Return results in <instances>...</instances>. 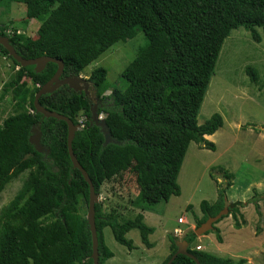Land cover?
Wrapping results in <instances>:
<instances>
[{
  "label": "trees",
  "instance_id": "1",
  "mask_svg": "<svg viewBox=\"0 0 264 264\" xmlns=\"http://www.w3.org/2000/svg\"><path fill=\"white\" fill-rule=\"evenodd\" d=\"M3 1L23 4V24L35 20L40 26L35 39L16 30L9 36L6 25L0 26V36L7 38L23 59L49 57L62 61L61 79L79 76L112 46L143 33L146 43L120 73L122 88L104 95L109 90L107 72L97 68L87 80L91 84L89 95L59 86L41 96L38 103L75 125V109L86 113L84 127L75 132L72 151L96 197L102 184L126 172L134 176L137 189L131 205L141 212L179 197L177 177L189 145L195 143L214 151V144L205 136H212L223 126L219 114L201 126L197 124L221 46L230 32L239 28L247 31L252 41L260 42L257 30L264 34V0H0V6ZM0 55L18 68L10 87L17 99L15 112L0 126V192L19 175H25L14 198L0 212V264H92L85 215L89 187L72 167L67 125L44 118L33 106L35 95L53 77L57 65L48 63L36 72L33 66L17 64L2 46ZM247 73L255 81L254 73L249 69ZM93 99L97 101L94 115L103 114L102 127L90 111ZM33 128L40 133L41 152L29 142ZM102 129L109 136L107 143ZM213 173L211 170L212 179ZM219 173L223 181L217 184L216 200L200 202L196 228L226 206L228 215L215 224L229 216L236 228L244 224L239 212L243 203H227L232 175L223 169ZM259 201L260 196L254 193L251 203L257 215ZM100 209L97 201L94 222L98 264L113 257L104 241L103 229L107 227L115 242L128 250L133 245L126 234L132 230L138 231L146 248L153 247L149 242L153 228L144 224L141 214L119 222L117 216L101 215ZM214 226L212 231L220 243ZM196 239L194 231L189 230L180 242L187 244V252L199 264L245 262L196 250ZM168 240L169 255L161 264L168 262L180 243L170 235ZM171 264L195 262L178 255Z\"/></svg>",
  "mask_w": 264,
  "mask_h": 264
},
{
  "label": "rangeland",
  "instance_id": "2",
  "mask_svg": "<svg viewBox=\"0 0 264 264\" xmlns=\"http://www.w3.org/2000/svg\"><path fill=\"white\" fill-rule=\"evenodd\" d=\"M24 19L23 4L9 1L1 3L0 26H8L7 35L10 36L16 30L32 39L37 38L40 23L34 20L26 25L23 24ZM257 33L260 36L259 43L252 41L250 34L242 28L232 30L221 46L214 74L197 115V124L201 126L212 115L219 114L223 126L212 135L214 151L202 149L195 143L189 145L177 177L181 189L179 197H171L167 202L154 206L151 211L141 212L131 205L137 196L135 179L131 173L126 172L102 184L97 197L101 204V215L117 216L119 222H123L133 219L136 213H143L145 224L154 229L153 235L149 237L152 249H147L141 243L138 231L132 230L126 234L133 245V249L128 250L117 244L111 230L105 228L104 241L113 254V258L105 264H161L169 255L168 235L180 241L189 231L194 215L201 213L200 202L212 203L216 200L217 184L223 181L219 175L220 169L232 175V186L227 191L228 201L244 205L243 217L247 223L236 236L243 239L250 231L259 233L262 230L260 241L264 242V34L260 29ZM145 43L143 33L139 32L133 39L112 46L79 76L88 80L93 70L105 69L109 90L104 95H109L112 89L122 88L120 73ZM248 69L254 73L255 81L247 73ZM17 70L9 59L0 55V126L5 118L15 112L17 99L10 87L12 76L16 75ZM96 102L93 99L91 112L95 110ZM74 113L79 130L84 127L86 113L81 108L75 109ZM102 118L103 114L98 116V120ZM211 170H214V179L210 177ZM24 178V174L19 175L0 192V212L14 198ZM254 193L260 196V215H257L251 203ZM189 205L191 209L186 208ZM179 218H185L188 225H179ZM228 221L223 219L222 224L218 223L215 228L223 229V237L230 243L227 225L233 226ZM176 228L181 229V236H175L172 232ZM165 231L171 233L165 235ZM217 243L213 231L200 239L203 252L206 253L213 252Z\"/></svg>",
  "mask_w": 264,
  "mask_h": 264
},
{
  "label": "water",
  "instance_id": "3",
  "mask_svg": "<svg viewBox=\"0 0 264 264\" xmlns=\"http://www.w3.org/2000/svg\"><path fill=\"white\" fill-rule=\"evenodd\" d=\"M0 46H2L6 50L8 55L21 67L33 66L36 72H40L48 63H53L57 65V70L53 75V77L45 85H43L35 95L33 106L35 111L41 114L44 118H53L59 121H63L67 125V149H68L70 161L72 163V167L74 169H77L81 173L82 177L84 178L85 182L89 187V199H88V207L86 213V221L91 235L92 264H98V242H97V235H96L95 222H94V217H95L94 205L97 202V197L95 196L93 185L87 173L80 166L72 151V141L74 139L75 132L78 130V125H75L69 118L65 116L44 109L38 103V100L41 96L46 95L48 93H52L59 86H67L75 92H84L85 94H88L90 84L87 80L81 78L80 76L67 77L61 79L64 66L62 61L60 60L49 57H40L37 59H30V60L23 59L19 55H17L13 47L9 44L8 39L2 36H0ZM93 116H94V120L96 122H99L98 125L102 127L103 126L102 119L98 120V117L94 115V113ZM102 132L104 133L105 136V143H107L109 141V136L107 135V133L104 132L103 129ZM39 141H40V133L36 128H33L32 135L29 138V142L33 144V146L38 152H41L42 148L40 146ZM226 215H228L227 206L224 207L216 216L207 218L205 222H203L200 226H198L194 230V234L197 237H199L212 231L214 224L217 221H219L223 216ZM178 255L186 256L192 259L195 262V264H199L196 258L187 252V244L185 242L177 243V251L175 252L174 255L171 256V258L168 260L166 264H171Z\"/></svg>",
  "mask_w": 264,
  "mask_h": 264
},
{
  "label": "crops",
  "instance_id": "4",
  "mask_svg": "<svg viewBox=\"0 0 264 264\" xmlns=\"http://www.w3.org/2000/svg\"><path fill=\"white\" fill-rule=\"evenodd\" d=\"M212 137L213 136H205V139L209 142H212ZM229 189H228V191H229ZM227 203H234V202H230L227 199ZM258 205H259V203H258ZM259 208H260V206H259ZM243 209H244V207L239 209V212L242 216V220L244 221V224H242L240 226V228H236L234 226V222L230 216L226 218L227 221L228 220L232 221V222L231 221H228V222L231 224V226H233V228H232V227H230V225H227L228 226V232L231 236L230 243H228V241L224 239L223 229H219V227H217L218 228L217 230L219 232V236L221 238V242L220 243L218 242L217 245L213 247V250H212L213 252H211L209 254L220 257V258L229 259L233 262H237L239 260H244L245 261L244 264H264V242L260 241V236H261L262 230L259 233L257 231H250L249 234L246 237H244L243 239L241 236H236L237 234L241 233V230L243 229L242 226L247 223L243 217V211H244ZM137 214H141V213H136L135 216ZM142 217H143V222H144L145 217L143 215H142ZM195 217L199 219L201 217V213L199 215H194L193 221L191 222V225L189 226V230L194 231L196 229ZM179 219H181V218H179ZM182 219H183L184 223L179 224V225H188L187 220L185 218H182ZM222 222H223V220L220 221L219 224H222ZM177 223H178V221H177ZM144 224H145V222H144ZM217 224H215V225H217ZM146 226H148V225H146ZM148 227H150V226H148ZM150 228H152V227H150ZM179 231H180V233H178L179 235L178 234L176 235V233ZM172 232L174 233L175 236H181V234H182V231L180 228H176ZM153 233H154V229H153ZM153 233L151 235H153ZM166 233H171V232L165 231L164 234L166 235ZM203 236L204 235L199 236V237L196 236L197 237V239L195 241V245H196L195 249L196 250L199 248V251H203V246H201V244H200V239H202ZM239 237H240V239H239ZM152 248H150V249H152ZM112 258H110L109 261ZM146 259L149 260L150 258L146 257ZM151 264H154V263H151Z\"/></svg>",
  "mask_w": 264,
  "mask_h": 264
},
{
  "label": "built area",
  "instance_id": "5",
  "mask_svg": "<svg viewBox=\"0 0 264 264\" xmlns=\"http://www.w3.org/2000/svg\"><path fill=\"white\" fill-rule=\"evenodd\" d=\"M183 223H184V221H183V219H182V218L178 220V224H183ZM178 233H180V231H179V232H177V233H176V235H177ZM178 235H179V234H178ZM197 250H199V248H198Z\"/></svg>",
  "mask_w": 264,
  "mask_h": 264
},
{
  "label": "flooded vegetation",
  "instance_id": "6",
  "mask_svg": "<svg viewBox=\"0 0 264 264\" xmlns=\"http://www.w3.org/2000/svg\"><path fill=\"white\" fill-rule=\"evenodd\" d=\"M90 88H91V84H90ZM90 94V92L88 91V94L87 95H89ZM95 111V110H94ZM94 111H92V114L94 113Z\"/></svg>",
  "mask_w": 264,
  "mask_h": 264
}]
</instances>
